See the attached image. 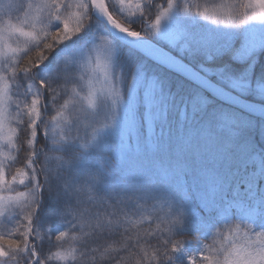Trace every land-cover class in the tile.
Returning a JSON list of instances; mask_svg holds the SVG:
<instances>
[{
    "label": "snow or ice",
    "instance_id": "6c2138e0",
    "mask_svg": "<svg viewBox=\"0 0 264 264\" xmlns=\"http://www.w3.org/2000/svg\"><path fill=\"white\" fill-rule=\"evenodd\" d=\"M0 264H264V0H0Z\"/></svg>",
    "mask_w": 264,
    "mask_h": 264
}]
</instances>
